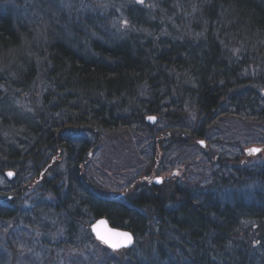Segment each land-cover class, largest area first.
I'll use <instances>...</instances> for the list:
<instances>
[{
  "label": "trees",
  "instance_id": "1",
  "mask_svg": "<svg viewBox=\"0 0 264 264\" xmlns=\"http://www.w3.org/2000/svg\"><path fill=\"white\" fill-rule=\"evenodd\" d=\"M107 3L103 15L93 8L85 18L45 25L0 8V173L9 180L12 170L10 181L20 183L0 188V233L8 222L30 229L55 221L53 230L63 233L58 249L96 243L106 264H264V163L212 152L218 141L209 134L215 122L238 115L264 122V0ZM116 11L138 28L102 36L99 18ZM18 97L29 109L11 105ZM112 132L139 140L142 159L151 158L145 175L134 173L117 195L88 175L101 138ZM171 145L194 146L218 166L208 184L150 181L163 169L155 157ZM34 188L42 195L23 210ZM100 217L133 232L124 263L94 238L90 223ZM23 230L0 239V264ZM139 245L143 261L130 253Z\"/></svg>",
  "mask_w": 264,
  "mask_h": 264
},
{
  "label": "rangeland",
  "instance_id": "2",
  "mask_svg": "<svg viewBox=\"0 0 264 264\" xmlns=\"http://www.w3.org/2000/svg\"><path fill=\"white\" fill-rule=\"evenodd\" d=\"M143 1L146 5H155L154 0ZM125 4L126 3L121 2L120 6L124 9ZM93 5L95 6L92 7ZM10 6H13L14 12L22 14L21 16H23L24 20L29 21L30 23H39L40 25H45L47 23V18H51V20L53 19L54 22L63 23L68 20L66 19L62 22V19L64 18L62 16L64 15L67 16L69 20H76L77 18H85L84 14L93 8H98V10H100L99 12H101L98 14L102 15L104 14L103 10L111 8L108 6L107 0H0V8L9 10ZM122 8L120 12L123 11ZM118 11L113 12V15L110 16L108 21H106V17L99 18L104 19V23L99 20L103 23L102 25L96 23L101 28L102 36H104V34L106 35V33L112 35L113 32L117 33L119 30L121 36H125L133 33L138 28L136 24L132 23L126 13H119L116 15ZM125 21L127 23H125ZM101 35L99 37H101ZM11 103L10 104L13 107L23 108L24 110L29 109V105L27 104V101L24 100V97H18ZM242 103H244V101L241 100L240 104ZM239 112L242 115H246V108H239ZM238 116L239 118L229 117L220 123H214L215 126L209 134L212 139H215L218 142H216L217 144H213L214 148H212V152L217 149L216 152L221 150L228 157L238 155L241 159L242 156L246 154L245 158L248 161L247 164H263L264 151L259 152L258 154H248L246 149L251 148L253 145L261 146V144L264 143V139L262 138L259 141L255 140L259 139V136L264 137V122H262V125L254 124L241 119L240 115ZM195 118L196 116H193V119L197 124L199 120ZM125 135L124 132H112L101 138L99 149L97 150L94 159L92 158L91 160L88 173L91 179H95L99 185L115 195L121 193L124 188H126L125 191L127 192L129 190V177L134 175V173H138L139 176V172L145 175L143 171L148 169L151 163L149 162L151 161L150 157L142 159L140 149L139 151L137 150L138 146L142 145L143 148L145 144L141 143L139 140H133L135 138H132V141H130V137ZM87 136L90 138L89 135ZM201 141L196 140V143L203 144ZM170 149L171 151L167 153L160 150V154L155 157L153 162L155 168H159L163 165V169L160 172L154 173L156 175L150 177L151 179L159 176L162 178L163 182V179L173 176L177 182V179L180 180L179 184L181 186H189L196 183L199 184L201 181L203 184H208L209 181L206 179L208 175L211 174V171H217L219 169L214 163H208L205 156L199 154L194 146L187 145L184 147H178V145H171ZM144 150H147L148 152L147 148ZM247 155L248 157H246ZM245 158L243 157L244 161ZM211 165L215 167L212 170L210 169ZM31 170L32 169H29V171ZM31 175L32 174L29 172L28 175L24 176L23 181L28 180ZM140 180L141 179L136 180L139 185L141 184L140 182H142ZM16 183L20 184L17 180H15V182L8 180L6 176H3L0 173L1 189L10 187L12 184ZM25 195L26 197L22 202V205L24 206L23 210L27 208V204L30 200L33 201L34 198L42 194L38 188H34L26 191ZM46 196L49 198V194H46ZM55 223V221H52V224ZM52 224L46 223L43 225L44 227L41 228L34 227L26 229L24 228L23 221H19L18 223L8 222L5 226H2L6 227L8 229L7 231H9L10 228H15V230L22 228L24 229L23 231L26 232L25 237H22V234L19 235V232L17 233L16 238L13 237L10 245L11 248L5 250L6 259L3 261L5 262L4 264H55L56 262L58 264H106L104 262L106 254L102 247L94 248L96 243H89L88 246L90 250L87 249V246V248L82 247L71 249L65 247L66 245L62 249H58V245H61L58 239L63 233H61L60 230H53L55 225ZM7 231L5 229L4 233H0V239H2L3 242L8 235ZM92 245H94V247ZM101 245L104 246L103 244ZM0 246L4 247V245ZM142 248L143 247L139 245L130 252L137 261L144 260V255L142 253L144 250ZM126 249L128 248H122L117 250V252L114 250L111 251L116 253L115 256L119 257L120 260H122L121 262L124 263L127 257L125 256V252L122 251H126ZM130 249H132V247ZM34 250H37L38 253ZM59 256L61 257L59 258ZM113 262L114 264H117V262Z\"/></svg>",
  "mask_w": 264,
  "mask_h": 264
},
{
  "label": "snow or ice",
  "instance_id": "3",
  "mask_svg": "<svg viewBox=\"0 0 264 264\" xmlns=\"http://www.w3.org/2000/svg\"><path fill=\"white\" fill-rule=\"evenodd\" d=\"M142 3L143 0H140ZM125 23H127L125 21ZM149 119H155L154 117H149ZM203 143V142H201ZM260 148H250L248 149L249 154H255L260 152ZM9 176L13 175L12 172L8 173ZM159 182V179H158ZM93 230L96 232L97 238L101 240L104 244L108 245L113 249H119L121 247H127L133 242V237L128 232H120L117 230L109 229L107 227L106 221H99L97 225L94 226Z\"/></svg>",
  "mask_w": 264,
  "mask_h": 264
},
{
  "label": "water",
  "instance_id": "4",
  "mask_svg": "<svg viewBox=\"0 0 264 264\" xmlns=\"http://www.w3.org/2000/svg\"><path fill=\"white\" fill-rule=\"evenodd\" d=\"M149 117H154L155 119H149ZM149 117H148V121H150V122H156L157 117H155V116H149ZM203 144H204V143H203ZM253 147H256V146H252L251 148H253ZM256 148H260V147H256ZM249 149H250V148H249ZM260 149H261V148H260ZM246 152L249 154L248 149L246 150ZM9 172H12L13 175L9 176V175H8ZM7 176H8L10 179H11V178H14V176H15V172L12 171V170H9V171H7ZM158 179H159V182H158ZM152 181H154V182H156V183H161V182H162V178H161V177L154 178V179H152ZM101 220L106 221V223H107V227H108L109 229L117 230V231H120V232H128V233H130V234L132 235V237H133V234H132L131 231H128V230H125V229H120V228L112 227V226L110 225V223H109V221H108L107 218H100V219H98L94 224H92V226H91V227H92V231H93V233L95 234L96 237H97V235H96V232L93 230V228H94V226L97 225L98 222L101 221ZM134 240H135V239H134V237H133V242H132L130 245H128L127 247L132 246V244L134 243ZM121 248H123V247H121ZM119 249H120V248H119Z\"/></svg>",
  "mask_w": 264,
  "mask_h": 264
}]
</instances>
